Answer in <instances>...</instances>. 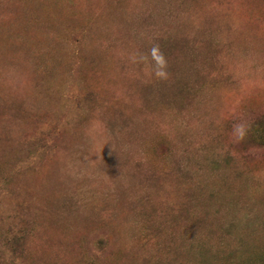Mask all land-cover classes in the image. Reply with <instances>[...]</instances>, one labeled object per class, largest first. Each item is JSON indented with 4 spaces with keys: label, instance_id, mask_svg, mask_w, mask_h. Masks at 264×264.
Returning a JSON list of instances; mask_svg holds the SVG:
<instances>
[{
    "label": "rangeland",
    "instance_id": "rangeland-1",
    "mask_svg": "<svg viewBox=\"0 0 264 264\" xmlns=\"http://www.w3.org/2000/svg\"><path fill=\"white\" fill-rule=\"evenodd\" d=\"M0 264H264V0H0Z\"/></svg>",
    "mask_w": 264,
    "mask_h": 264
},
{
    "label": "clouds",
    "instance_id": "clouds-1",
    "mask_svg": "<svg viewBox=\"0 0 264 264\" xmlns=\"http://www.w3.org/2000/svg\"><path fill=\"white\" fill-rule=\"evenodd\" d=\"M150 55L153 59L152 72L155 75V77L160 78V79L166 78L167 77V71H166L167 62H166V58L163 52L159 50L158 46H153L150 49ZM140 59L144 60L145 57L141 56ZM245 131L246 130L242 125L237 124L233 126V134L236 139H243V137L245 136Z\"/></svg>",
    "mask_w": 264,
    "mask_h": 264
}]
</instances>
